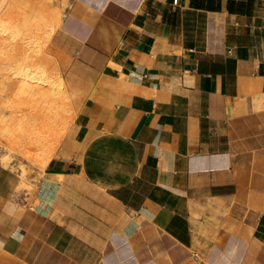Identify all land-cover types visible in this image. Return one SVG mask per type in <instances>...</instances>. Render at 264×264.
<instances>
[{"label": "crops", "instance_id": "1", "mask_svg": "<svg viewBox=\"0 0 264 264\" xmlns=\"http://www.w3.org/2000/svg\"><path fill=\"white\" fill-rule=\"evenodd\" d=\"M47 50L72 118L0 144V264H264V0H67Z\"/></svg>", "mask_w": 264, "mask_h": 264}, {"label": "bare ground", "instance_id": "2", "mask_svg": "<svg viewBox=\"0 0 264 264\" xmlns=\"http://www.w3.org/2000/svg\"><path fill=\"white\" fill-rule=\"evenodd\" d=\"M61 16L56 0H0V140L15 133L29 144L43 142L42 166L67 126L61 117L69 106L61 72L54 57L45 52L50 27L58 26ZM6 108L8 115L22 109L26 120L9 123L3 112ZM58 181L52 176L42 186L47 195L37 196V209L51 212L50 204H42L52 200Z\"/></svg>", "mask_w": 264, "mask_h": 264}, {"label": "rangeland", "instance_id": "3", "mask_svg": "<svg viewBox=\"0 0 264 264\" xmlns=\"http://www.w3.org/2000/svg\"><path fill=\"white\" fill-rule=\"evenodd\" d=\"M56 4L58 9L62 12H64L66 6H67V0H56ZM58 28V26H51L50 29H52V35L55 33L56 29ZM51 39V38H50ZM50 41V40H49ZM48 41V43H49ZM45 47V52L47 54H49L48 50H47V45ZM5 93V92H3ZM57 99L59 104L61 105L62 103V99L59 96V94H57ZM67 111L62 113V118L64 119V123L67 124V126L69 125V123L71 122V118H72V110L71 108L68 106ZM8 109L6 108L3 112L6 113V119L8 120L9 123L16 122L18 124H22L25 120H26V115L25 112L22 111V109H16L13 113H11L10 115H8ZM66 126V127H67ZM15 134V133H14ZM9 134L5 139L0 140V144H3L6 148H8V150H10L11 152L20 155V157H22L26 162L30 163V164H36V157H34V153L32 152V149H34V147H36L37 150H42L43 148V142H38L36 144H29L27 142H29V140H21V136H19L18 134ZM47 135V134H45ZM31 141V140H30ZM14 161V167L13 168H17L18 166V161L17 160H11V158L9 159V162ZM44 184L42 183H38L36 180L35 181H31L30 179L23 177V181L21 182V184L19 185L18 188L23 189L24 192L26 193L28 198H26L25 203L35 207V203L37 202V196L36 193L38 191V189L40 188V186ZM17 199L20 197L18 195L15 196ZM36 197V198H35Z\"/></svg>", "mask_w": 264, "mask_h": 264}, {"label": "built area", "instance_id": "4", "mask_svg": "<svg viewBox=\"0 0 264 264\" xmlns=\"http://www.w3.org/2000/svg\"><path fill=\"white\" fill-rule=\"evenodd\" d=\"M176 1L177 0H173L174 3H176ZM140 70H141L140 74L142 75V77H145V79L151 80V81L155 80L154 78L149 77L146 73L143 72L144 71V67L143 66H141ZM40 193H42V195H40V199H42L43 195L46 194V192L44 190H42V188H40V190L38 192V196H39Z\"/></svg>", "mask_w": 264, "mask_h": 264}]
</instances>
